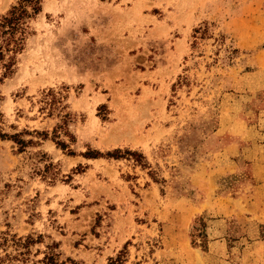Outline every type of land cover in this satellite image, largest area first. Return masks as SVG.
I'll use <instances>...</instances> for the list:
<instances>
[{
    "label": "rangeland",
    "instance_id": "1",
    "mask_svg": "<svg viewBox=\"0 0 264 264\" xmlns=\"http://www.w3.org/2000/svg\"><path fill=\"white\" fill-rule=\"evenodd\" d=\"M0 133L25 264H264V0H41Z\"/></svg>",
    "mask_w": 264,
    "mask_h": 264
},
{
    "label": "trees",
    "instance_id": "2",
    "mask_svg": "<svg viewBox=\"0 0 264 264\" xmlns=\"http://www.w3.org/2000/svg\"><path fill=\"white\" fill-rule=\"evenodd\" d=\"M41 0H19L14 6L0 16V84L3 79L12 73L15 56L23 48L25 35L27 33V21L40 11ZM61 128V127H59ZM55 134L57 132L55 131ZM10 137L19 148H23L26 144L20 140L17 135L7 136L0 133V138ZM62 146V145H61ZM118 152L106 153L105 156L118 158ZM89 158L101 156L99 153L87 154ZM10 243H6L4 239L0 246L3 247L2 255H0V264H8L13 261L16 264H25L27 261L28 246L33 243V239L26 237L24 239H10ZM12 248L13 251L7 252L6 248ZM43 255L41 264H57L56 254L52 252L50 247ZM111 264V263H110Z\"/></svg>",
    "mask_w": 264,
    "mask_h": 264
}]
</instances>
